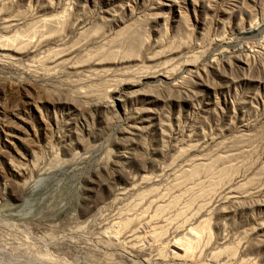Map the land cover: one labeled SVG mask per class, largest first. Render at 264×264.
<instances>
[{
	"label": "rangeland",
	"instance_id": "obj_1",
	"mask_svg": "<svg viewBox=\"0 0 264 264\" xmlns=\"http://www.w3.org/2000/svg\"><path fill=\"white\" fill-rule=\"evenodd\" d=\"M256 25L264 0H0V186L28 181L0 264H264Z\"/></svg>",
	"mask_w": 264,
	"mask_h": 264
},
{
	"label": "bare ground",
	"instance_id": "obj_2",
	"mask_svg": "<svg viewBox=\"0 0 264 264\" xmlns=\"http://www.w3.org/2000/svg\"><path fill=\"white\" fill-rule=\"evenodd\" d=\"M262 26L264 27V25H262ZM262 26H260V27H262ZM260 27H259V25L258 26L257 25L256 26H251L250 27L251 29H248L247 32L250 31V30H252V32L256 31V30H259ZM262 30H264V29H262ZM21 35H23V34L15 33V34L11 35L12 37L11 36H8V37H11V39L13 41H18V39H19V37H21ZM6 39H8V38H6ZM11 89H13L12 86H11ZM19 91H20V89H19ZM71 159H72V157L70 156L64 162L71 163ZM21 172H22V167L21 166H17L13 162H8V167L6 169V174L8 175V178H9L10 182H8V185L6 183H4V185H3L4 187L0 186V192L4 196V198H5L4 200L5 201L8 199V200H13V201L16 202V201H18L20 199V195L26 193V190H28L27 189L28 181L22 177V173ZM0 174L2 175V173H0ZM107 187H108L107 189H109V186H107ZM89 190L90 189L87 187L86 188L87 195H89L88 194ZM98 192L99 191H95L94 194H92V196L95 199L96 198L98 199L99 195L101 194V192L100 193H98ZM147 195L148 194H146V193H141L140 199L146 198ZM82 200H83L82 206H84L86 208L87 204L90 202V199L86 198V196H82ZM136 222H137V217L136 216H134V217L133 216H129V218H125V220L118 219L115 222V224H114L115 228L119 231L120 234H124L125 235L128 232H130L129 234L125 235V239H126V243L131 244V245H134L139 240L138 239L139 238L138 232H137L136 229H132L131 231H129L130 230V226L135 225ZM161 230H163V229H161ZM199 235H200V233L196 232L194 234L193 238L189 242L198 240V236ZM180 241L181 242L178 244L179 248L183 249L184 251H188V252L193 249L192 244H188L187 246H184V244L187 243L185 238H181Z\"/></svg>",
	"mask_w": 264,
	"mask_h": 264
}]
</instances>
